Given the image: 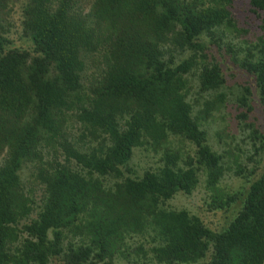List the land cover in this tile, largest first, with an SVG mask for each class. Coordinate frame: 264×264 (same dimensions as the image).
<instances>
[{"label":"trees","instance_id":"1","mask_svg":"<svg viewBox=\"0 0 264 264\" xmlns=\"http://www.w3.org/2000/svg\"><path fill=\"white\" fill-rule=\"evenodd\" d=\"M259 107L264 0H0V264H264Z\"/></svg>","mask_w":264,"mask_h":264},{"label":"rangeland","instance_id":"2","mask_svg":"<svg viewBox=\"0 0 264 264\" xmlns=\"http://www.w3.org/2000/svg\"><path fill=\"white\" fill-rule=\"evenodd\" d=\"M227 78L229 80V83L235 84L237 81H242V78L239 74L238 71L234 69H228L227 70ZM227 111L225 110V113L223 114L222 117L217 116L214 118V120H209L206 124L207 127V132H208V137L209 141L211 144H213L215 147L218 148V150L223 151L225 148L226 144L230 142L231 145L235 146L238 144H242L241 140V135L238 134V130L234 126V122H231L229 119V115L226 113ZM257 116H258V124L264 130V110L262 108L257 109ZM224 131L222 136H220V140L217 138V131ZM230 134H236L235 136H229ZM233 142V143H232ZM242 146H244L242 144ZM228 147V146H227ZM141 153L137 150L135 152V156L131 161V166L137 171L141 172L144 167L147 165L154 164L156 161V158H151L150 156H142L140 155ZM243 161H245V158L243 156ZM233 164L232 162H230ZM249 165L251 163H248ZM262 167L264 168V158L262 159ZM240 183L242 181L233 176L231 173H228L225 175V177L222 180V187H224L226 190H232L236 189L239 187ZM208 197H207V192L204 187V182L203 179H201V182L198 186V188L191 194V195H183V194H178L175 198H173L170 201V204L173 207H184L190 210L192 213L199 215L206 224L209 226H217L221 221H225L227 216L230 215V212L228 213H213L208 210L207 208V202ZM116 264H134V263H128L123 260H119L116 262ZM148 264H157L156 262L153 263H148ZM182 264V263H181Z\"/></svg>","mask_w":264,"mask_h":264}]
</instances>
